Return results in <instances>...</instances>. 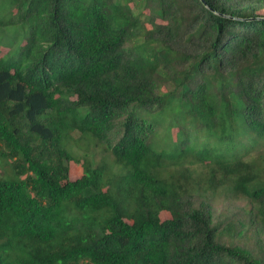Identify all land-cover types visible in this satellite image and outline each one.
Wrapping results in <instances>:
<instances>
[{"label": "trees", "instance_id": "obj_1", "mask_svg": "<svg viewBox=\"0 0 264 264\" xmlns=\"http://www.w3.org/2000/svg\"><path fill=\"white\" fill-rule=\"evenodd\" d=\"M11 8L29 32L0 53V264H264V0ZM168 98L189 123L170 152L135 111ZM71 131L111 156L75 180Z\"/></svg>", "mask_w": 264, "mask_h": 264}, {"label": "rangeland", "instance_id": "obj_2", "mask_svg": "<svg viewBox=\"0 0 264 264\" xmlns=\"http://www.w3.org/2000/svg\"><path fill=\"white\" fill-rule=\"evenodd\" d=\"M13 2L14 0H0V22L9 19L13 12L15 13V10L11 8ZM28 32V28L23 27L21 25H0V53L5 54V52L8 51L9 54L6 56V58H8V56L16 57L20 55L19 47L23 44L25 37L28 35ZM176 99H172L171 101L169 100V98L167 99L170 101V103L167 105L168 109L165 110L164 113H159L157 111H150L141 108L135 110L137 116L141 117L147 122V124L150 125V132L147 135V140L148 142H150L149 144L152 146L153 149H162L170 152L172 149H174L173 142L177 134V129H174L172 132H170L171 127L173 125H178L182 127L189 124L184 118L175 119L174 115H172V107L176 109L177 114H183V112H185L187 108L186 103L180 102L181 104H179L178 100ZM184 116L186 117V113L184 114ZM193 131L195 130L189 131L188 129L187 135L191 137L193 136L194 141H192V143H195L196 135L195 133H192ZM70 133L72 136L71 143L73 145V155H78L80 157L75 158L68 164L69 173L67 179L75 180L86 172L85 158L81 159V155L87 157L88 160L93 161L92 166L100 164V162L103 160L108 162L111 156L108 152L103 151V144L94 146L92 144H89L83 138H81L80 134L77 131H71ZM187 135L183 134V137H187ZM169 137H171V140L173 142L169 140ZM205 137V139L202 136L200 137L201 143L197 146V148L204 146L205 141L208 142V140H206L208 137ZM1 172L2 168L0 167V174ZM24 174L27 173L24 172L23 175H18L20 180L24 179ZM167 217L168 214L166 211H158L156 213V218L158 221H163Z\"/></svg>", "mask_w": 264, "mask_h": 264}]
</instances>
